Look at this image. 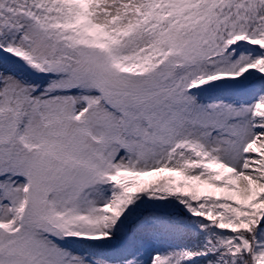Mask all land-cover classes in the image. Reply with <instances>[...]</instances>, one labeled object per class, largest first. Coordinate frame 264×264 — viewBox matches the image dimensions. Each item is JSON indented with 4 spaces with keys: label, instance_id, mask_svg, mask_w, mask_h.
<instances>
[{
    "label": "snow or ice",
    "instance_id": "6c2138e0",
    "mask_svg": "<svg viewBox=\"0 0 264 264\" xmlns=\"http://www.w3.org/2000/svg\"><path fill=\"white\" fill-rule=\"evenodd\" d=\"M0 264H264V0H0Z\"/></svg>",
    "mask_w": 264,
    "mask_h": 264
}]
</instances>
